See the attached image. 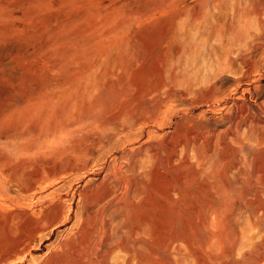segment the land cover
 <instances>
[{
	"label": "rangeland",
	"instance_id": "rangeland-1",
	"mask_svg": "<svg viewBox=\"0 0 264 264\" xmlns=\"http://www.w3.org/2000/svg\"><path fill=\"white\" fill-rule=\"evenodd\" d=\"M0 264H264V0H0Z\"/></svg>",
	"mask_w": 264,
	"mask_h": 264
}]
</instances>
